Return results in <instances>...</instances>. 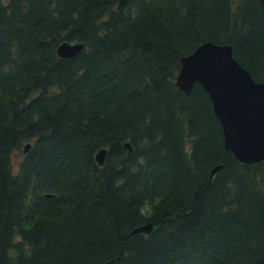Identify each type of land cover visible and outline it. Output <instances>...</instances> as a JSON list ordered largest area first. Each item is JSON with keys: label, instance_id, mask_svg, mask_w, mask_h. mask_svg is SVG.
Segmentation results:
<instances>
[{"label": "trees", "instance_id": "1", "mask_svg": "<svg viewBox=\"0 0 264 264\" xmlns=\"http://www.w3.org/2000/svg\"><path fill=\"white\" fill-rule=\"evenodd\" d=\"M204 42L264 80L259 0H0V264H264V160L175 84Z\"/></svg>", "mask_w": 264, "mask_h": 264}, {"label": "water", "instance_id": "2", "mask_svg": "<svg viewBox=\"0 0 264 264\" xmlns=\"http://www.w3.org/2000/svg\"><path fill=\"white\" fill-rule=\"evenodd\" d=\"M127 0H117L121 7ZM264 6V0H259ZM83 47L82 43L63 41L56 49L61 57H73ZM200 83L208 93L213 112L220 122L224 147L243 163L264 160V80L255 81L251 73L233 57L227 44L204 42L191 53L180 58L175 84L189 94L194 83ZM131 153L129 143L124 144ZM30 144L24 146V152ZM106 154L100 149L95 155L101 164ZM219 170L216 166L211 175ZM152 229L151 224L135 228L133 232Z\"/></svg>", "mask_w": 264, "mask_h": 264}, {"label": "rangeland", "instance_id": "3", "mask_svg": "<svg viewBox=\"0 0 264 264\" xmlns=\"http://www.w3.org/2000/svg\"><path fill=\"white\" fill-rule=\"evenodd\" d=\"M22 155H23L22 149L21 150H18V151H15L13 153L11 159H12V163H13L14 169L17 168V164L20 161V159L22 158Z\"/></svg>", "mask_w": 264, "mask_h": 264}]
</instances>
